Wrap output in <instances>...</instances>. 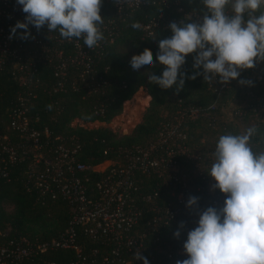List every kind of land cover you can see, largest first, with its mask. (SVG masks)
<instances>
[{
  "label": "trees",
  "instance_id": "16d2710c",
  "mask_svg": "<svg viewBox=\"0 0 264 264\" xmlns=\"http://www.w3.org/2000/svg\"><path fill=\"white\" fill-rule=\"evenodd\" d=\"M138 1L137 5L130 6L127 0H102L100 15L104 23L99 28L104 39L93 49L86 47L83 37L72 38L78 40L88 54V72L83 71L82 65L70 61L76 53L73 42L61 37L58 31L49 32L47 25L39 31L29 25L30 33H38L52 50L57 48L62 55L52 56L50 60L36 59L33 80L25 88L11 74V61L5 63L0 69V129L8 133L12 142L18 140L17 133L8 128V112L17 92L24 90L31 93L27 102L31 123L41 132L46 129L48 137L55 141L77 145V159L85 164L120 160L125 149L154 141L164 125L175 127L181 133L175 147L176 157L191 192L196 185H205L214 162L212 153L221 135H238L255 127L256 134L249 143L253 152L264 150V60L255 63L254 72L253 67L239 70L236 79L223 84L218 76L213 82L204 81L202 75L187 79L194 72L203 71L193 69L195 53H190L180 69L185 73L182 89L177 92L175 84L161 89L148 80L149 73L159 76L165 68L156 62L159 41L172 35L170 23H199L206 9L202 0ZM225 12L231 14V4L226 6ZM261 12L264 6L254 15ZM133 21H138L142 29H133ZM26 44L36 46L31 41ZM146 48L153 54V66L145 65L134 71L129 63L131 57ZM59 60L65 61L63 75L56 74ZM240 80L252 84L242 85L238 83ZM139 87L149 94L150 101L130 133H118L106 126L71 124L74 118L82 122L109 121L121 111L122 102ZM48 105L52 106L50 110ZM28 162L27 156L13 162L2 160L0 152V243L24 236L31 244H36L59 236L70 225L72 210L65 200L40 195L34 187L26 185ZM103 175L98 171L86 172V184L94 196L95 182ZM133 177L137 185L133 198L141 213L137 226L139 231H145V255L156 260L165 258L167 252L177 246L178 238L173 233L179 223L157 220L153 225L152 219L164 213L167 204H175L171 194L173 187L151 171H135ZM6 204L10 209H6ZM197 208L189 210L193 212ZM73 227L82 253L95 250L99 259L111 248L110 240L89 236L79 224ZM74 257L75 252L69 248L41 250L34 247L21 264L49 261L68 264Z\"/></svg>",
  "mask_w": 264,
  "mask_h": 264
},
{
  "label": "built area",
  "instance_id": "2783aa9c",
  "mask_svg": "<svg viewBox=\"0 0 264 264\" xmlns=\"http://www.w3.org/2000/svg\"><path fill=\"white\" fill-rule=\"evenodd\" d=\"M138 2L127 0L130 6ZM25 15L16 0H0V69L11 61V74L24 88L33 80L36 59L50 60L52 56L56 58L62 55L61 50H52L38 33H31L34 39L21 40L18 35L9 39L10 28L17 21L23 22ZM148 27L145 25V28ZM23 31L17 29V33ZM66 40L73 42L76 47V53L70 57V61L82 65L83 71L88 72L89 57L86 50L78 40ZM28 41L34 42L36 46H29L26 44ZM59 61L56 74L63 75L65 61ZM252 71H255V67ZM30 94V90L17 92L8 112V128L17 133L18 140L12 142L8 133L0 129L1 159L13 162L27 156L26 185L34 187L40 195L65 200L72 210L70 225L59 236L36 244H31L24 236L0 243V264H21L34 247L41 250L72 249L75 257L68 264H142V261L134 260L133 254L137 251L148 259L149 264H176L177 260L187 259L183 244L188 232L197 226L199 214L208 207H222L227 194L212 188L215 181L210 176L205 185H196L194 191L190 192L187 177L181 172L176 157L177 138L181 136L177 128L164 125L154 141L125 149L124 157L120 160L85 164L77 159V145L55 141L48 137L46 129L41 132L31 123L32 116L27 106ZM87 171L104 173L95 182V196L86 184ZM135 171H151L173 187L171 194L175 204H167L164 213L152 219L153 225L157 220L163 223L185 222V227L180 229L176 248L167 252L165 258L156 260L145 255V231L138 229L141 213L133 198L137 189L133 177ZM189 197L198 198L192 206L198 208L193 212L185 206ZM74 224L81 225L83 231L93 238L110 240L111 248L99 259L95 250L89 254L82 253L75 241ZM43 264L58 263L49 261Z\"/></svg>",
  "mask_w": 264,
  "mask_h": 264
},
{
  "label": "clouds",
  "instance_id": "9594fccd",
  "mask_svg": "<svg viewBox=\"0 0 264 264\" xmlns=\"http://www.w3.org/2000/svg\"><path fill=\"white\" fill-rule=\"evenodd\" d=\"M206 9L199 23H170L172 35L159 41L156 62L165 66L161 75L149 73L151 84L161 89L176 85L177 92L183 87L185 73L181 66L190 53L196 71L187 79L203 76L204 81L227 84L236 79L242 69L254 67L264 60V12L254 15L264 6V0H202ZM25 13L24 21H17L10 28L9 39L18 35L21 40L34 39L28 30L33 25L37 31L47 25L49 32L58 31L65 39L83 37L88 49H93L104 39L99 26L104 23L100 15L102 0H16ZM231 4L232 12L225 8ZM131 27L142 29L138 21ZM17 29H23L17 33ZM155 38V37H154ZM131 68L153 66V54L144 49L133 55ZM179 75V83H177ZM238 83L251 86V81ZM49 110L51 105L47 106ZM255 127L241 134H225L218 138L214 162L208 175L215 183L213 189L226 195L220 208L208 207L199 214L197 226L190 230L183 249L188 258L176 264H264V150L253 152L251 138ZM197 197H189L186 203L191 208ZM181 221L173 233L179 238ZM134 260L149 264L146 257L137 251Z\"/></svg>",
  "mask_w": 264,
  "mask_h": 264
},
{
  "label": "rangeland",
  "instance_id": "374dc122",
  "mask_svg": "<svg viewBox=\"0 0 264 264\" xmlns=\"http://www.w3.org/2000/svg\"><path fill=\"white\" fill-rule=\"evenodd\" d=\"M148 96L144 103V96ZM150 101L149 94L146 93L143 87H139L128 99L122 102L121 111L114 115L109 121L94 120L91 122H82L78 118L71 121L72 125H81L86 127L106 126L118 133H130L134 126L141 120L142 114L145 111ZM104 164L101 165V167ZM6 209H10L9 205H5Z\"/></svg>",
  "mask_w": 264,
  "mask_h": 264
},
{
  "label": "bare ground",
  "instance_id": "6f19581e",
  "mask_svg": "<svg viewBox=\"0 0 264 264\" xmlns=\"http://www.w3.org/2000/svg\"><path fill=\"white\" fill-rule=\"evenodd\" d=\"M148 98V96H144V103H146V99Z\"/></svg>",
  "mask_w": 264,
  "mask_h": 264
}]
</instances>
